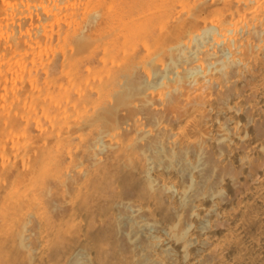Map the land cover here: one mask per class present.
Wrapping results in <instances>:
<instances>
[{
    "label": "bare ground",
    "instance_id": "bare-ground-1",
    "mask_svg": "<svg viewBox=\"0 0 264 264\" xmlns=\"http://www.w3.org/2000/svg\"><path fill=\"white\" fill-rule=\"evenodd\" d=\"M0 264H264V0H0Z\"/></svg>",
    "mask_w": 264,
    "mask_h": 264
}]
</instances>
